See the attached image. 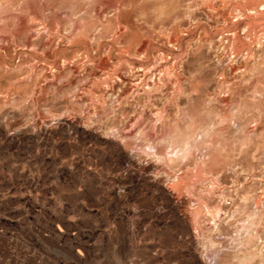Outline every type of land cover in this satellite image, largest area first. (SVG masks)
Here are the masks:
<instances>
[{"label":"rangeland","instance_id":"rangeland-1","mask_svg":"<svg viewBox=\"0 0 264 264\" xmlns=\"http://www.w3.org/2000/svg\"><path fill=\"white\" fill-rule=\"evenodd\" d=\"M14 2L0 264H264V0Z\"/></svg>","mask_w":264,"mask_h":264},{"label":"bare ground","instance_id":"bare-ground-1","mask_svg":"<svg viewBox=\"0 0 264 264\" xmlns=\"http://www.w3.org/2000/svg\"><path fill=\"white\" fill-rule=\"evenodd\" d=\"M14 1H16V4L18 5L16 9H18V8L22 7L23 5L25 6L26 4L28 5V4H30V3L34 2V1H38V0H0V2H1L0 10L9 11L7 6L6 7H3V6L5 4L12 3ZM56 1L61 2L62 4H72V3L76 4L77 3V0H56ZM76 9H79L77 5H76V8H74V11L70 14L71 17H73L74 14L79 12V10L76 11Z\"/></svg>","mask_w":264,"mask_h":264}]
</instances>
